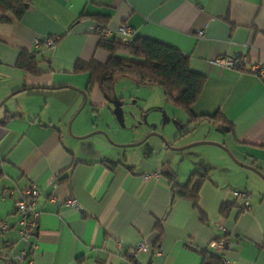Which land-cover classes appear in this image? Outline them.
Instances as JSON below:
<instances>
[{"label": "crops", "instance_id": "obj_1", "mask_svg": "<svg viewBox=\"0 0 264 264\" xmlns=\"http://www.w3.org/2000/svg\"><path fill=\"white\" fill-rule=\"evenodd\" d=\"M28 1L20 18L6 12L8 21L0 22V221L7 226L0 230V264H200L196 251L223 236L232 264H264V77L249 70L264 67V0ZM96 19L108 38L120 41L117 29L125 24L134 36L187 56L190 69L205 76L192 112L219 111L224 121L200 118L191 123L197 133L184 135L187 114L164 96L130 103L118 80L147 88L148 96L159 91L128 76L86 94L88 75L73 72L75 62L104 64L109 57L97 47ZM48 37L53 47H34V39ZM22 50L38 53V75L15 67ZM234 53L247 60L241 69L209 64ZM158 111L160 121L147 123L144 112ZM206 148L213 160L201 163ZM166 166L178 183L204 174L192 187L205 220L191 201L172 197ZM30 184L40 189L39 215L24 241L13 202ZM234 190L249 193L248 211L231 204ZM69 197L77 209L63 204ZM140 241L149 252L129 261L126 250Z\"/></svg>", "mask_w": 264, "mask_h": 264}, {"label": "trees", "instance_id": "obj_2", "mask_svg": "<svg viewBox=\"0 0 264 264\" xmlns=\"http://www.w3.org/2000/svg\"><path fill=\"white\" fill-rule=\"evenodd\" d=\"M28 4V0H0V11L2 12L0 22L8 21L4 14L6 12H11L14 18H20ZM95 24L102 29L95 32L99 37L97 47L105 50L109 57L104 64L95 61L75 62L73 72L88 75L84 90L86 94L94 85H98L102 89L108 88L117 76H128L138 85H156L162 91L166 101L187 114L188 123H193L200 118L224 121L219 111L213 115H195L192 112L191 107L202 91L205 76L192 71L188 57L178 49L148 37L134 36L133 33L131 42L124 44L122 38L118 41L103 35L102 31L106 28L99 19L95 20ZM40 45L42 46L41 43ZM37 54V52L20 51L15 67L29 74L38 75ZM4 123L5 120L0 122L1 125ZM110 165L112 166V163ZM163 175L169 181L172 197H181L191 201L199 219L205 220V215L197 204V186L192 187L193 179L198 177L202 181L204 174L192 172L184 183H178L175 172L166 166L163 168ZM64 179L62 178L60 181ZM226 209L227 206L222 205L220 212L224 214ZM156 229L159 231L156 240V244H158L163 235V228L158 224ZM196 252L201 257L200 264H220V257L210 250L204 249Z\"/></svg>", "mask_w": 264, "mask_h": 264}, {"label": "built area", "instance_id": "obj_3", "mask_svg": "<svg viewBox=\"0 0 264 264\" xmlns=\"http://www.w3.org/2000/svg\"><path fill=\"white\" fill-rule=\"evenodd\" d=\"M93 32H98L102 30L96 24L92 27ZM107 30H103L102 34L107 35ZM117 32L122 36V42L124 44H129L132 38V30L125 24L121 25ZM198 37L203 35L202 30L197 31ZM54 37H48L42 42V46L51 48L54 45ZM33 45L35 48H40V42L37 39H34ZM246 58L240 53H234L229 55L215 56L210 59L209 64L212 66H217L219 68L225 69H241L246 64ZM249 70L252 73L264 77V67L259 64H250ZM1 169V162H0ZM12 189H5L3 191L4 195H10ZM232 196V205L238 207L240 212L248 211L250 209V196L249 193L245 190L243 191H231ZM40 195V189L34 185L30 184L24 187L19 192V197L16 198L13 202L15 210L18 215L16 221L19 227V234L22 240L26 241L29 237L33 236L35 233L37 218L39 212L37 210V202ZM64 205L72 207L74 209L78 208L76 200L72 197L67 198L64 202ZM7 228L4 222L0 221V230L3 231ZM230 240L227 237L214 238L208 243V250L220 257V264H232L231 261L224 256V253L230 248ZM30 247L34 248V244L30 243ZM150 250L149 245L145 241H140L126 250L125 255L128 257L129 261H135L139 253H148ZM159 254V252H156Z\"/></svg>", "mask_w": 264, "mask_h": 264}, {"label": "rangeland", "instance_id": "obj_4", "mask_svg": "<svg viewBox=\"0 0 264 264\" xmlns=\"http://www.w3.org/2000/svg\"><path fill=\"white\" fill-rule=\"evenodd\" d=\"M117 77H119V76H117ZM119 82H118V84H117V87H119V85H122V86H124L125 88H127V91H126V94L125 95H127V96H129V95H131V96H133V98L132 99H130V103H132V104H134V105H137V106H140L141 104H143V99L144 98H149L148 100H150V101H152V102H156L157 100H158V98H159V100H160V97L161 96H163V94H162V91L158 88V90L157 91H159L158 93H159V95L158 94H152V95H150V96H148L149 94H150V92H149V90L147 89V88H143V87H137V86H131L130 84H129V82L127 81V80H118ZM114 83H115V81H114ZM113 83V85L115 86V84ZM106 89H108L107 87H106ZM108 91V90H107ZM161 95V96H160ZM163 99V98H162ZM112 101H114V100H112ZM168 103H170V102H168ZM169 105V107H171V109H176V108H172L173 106H171L172 104L170 103V104H168ZM177 111V110H176ZM144 117L146 116V122L147 123H149V121L152 119L154 122H156V119H158L159 121H160V119L162 118V116H161V112H153V113H150V114H145V112H144ZM156 118V119H155ZM151 124H153V123H151ZM185 124V126H187V127H184L183 128V131L185 130V129H187V132L186 131H184L183 132V134L184 135H187L188 133H189V131H190V133H191V131H193L192 133H193V135H195V133H197V130H195V125L194 124H191V123H188V122H185L184 123ZM188 124L190 125V126H188ZM195 149L196 150H200V149H203V148H201V147H204V145H195ZM202 152V155H201V163H203V162H206V161H212L213 160V156L214 155H212L210 152H208L209 150L206 148V150L204 151V150H201Z\"/></svg>", "mask_w": 264, "mask_h": 264}, {"label": "water", "instance_id": "obj_5", "mask_svg": "<svg viewBox=\"0 0 264 264\" xmlns=\"http://www.w3.org/2000/svg\"><path fill=\"white\" fill-rule=\"evenodd\" d=\"M155 135H157L160 139H162L166 145L170 146L169 143H168L167 141H165L164 138H163L162 136H160V135H158V134H155ZM202 143H208V142L203 141ZM210 143H211V144H215V145H217V146H222V145H219V144H217V143H212V142H210ZM194 144H197V143H194ZM171 148H172L173 150H178V148H174V147H171Z\"/></svg>", "mask_w": 264, "mask_h": 264}]
</instances>
